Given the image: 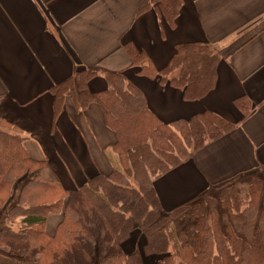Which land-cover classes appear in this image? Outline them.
<instances>
[{
    "label": "crops",
    "instance_id": "obj_1",
    "mask_svg": "<svg viewBox=\"0 0 264 264\" xmlns=\"http://www.w3.org/2000/svg\"><path fill=\"white\" fill-rule=\"evenodd\" d=\"M180 1L171 26L151 0H0V118L25 138L33 160L45 162L44 180L70 191L121 167L99 105L78 111L66 99L54 121L52 87L83 69L124 72L164 124L210 112L234 126L155 181L165 213L215 196L232 180L264 178V0ZM128 43L154 71L167 66L177 45L208 47L217 58L213 88L185 100L179 89L138 75L121 48ZM107 86L100 74L88 89L100 93ZM141 245L136 231L123 250Z\"/></svg>",
    "mask_w": 264,
    "mask_h": 264
},
{
    "label": "trees",
    "instance_id": "obj_2",
    "mask_svg": "<svg viewBox=\"0 0 264 264\" xmlns=\"http://www.w3.org/2000/svg\"><path fill=\"white\" fill-rule=\"evenodd\" d=\"M181 4L151 0L155 14L171 26ZM121 48L138 75L179 89L185 100L202 99L213 88L217 58L206 46L177 45L160 71L145 66L146 56L130 43ZM174 70L177 76L171 77ZM100 74L108 89L90 92L89 82ZM50 92L54 121L66 99L78 111L90 104L102 108L116 136L121 167L65 190L42 178L45 162L33 160L25 138L0 118V212L19 220L18 230L0 229V264H147L148 259L156 264H264V178L246 190L238 186L242 181L232 180L215 196L169 213L161 209L155 190V181L229 133L231 123L205 112L164 124L122 71L79 70ZM52 218L55 226L48 231ZM136 231L142 236L140 250L125 252Z\"/></svg>",
    "mask_w": 264,
    "mask_h": 264
},
{
    "label": "rangeland",
    "instance_id": "obj_3",
    "mask_svg": "<svg viewBox=\"0 0 264 264\" xmlns=\"http://www.w3.org/2000/svg\"><path fill=\"white\" fill-rule=\"evenodd\" d=\"M258 178H251L245 183H239V188L242 189H247L248 186L255 182L258 181ZM217 194V193H216ZM214 201V200H213ZM205 205H211L210 203H204ZM213 205V204H212ZM56 219L52 218V220H49L47 223V230L52 231L54 226H55ZM0 229H12V230H18L19 229V220L11 221L8 219V217L5 215L4 211L0 212ZM97 263V260L94 261V264Z\"/></svg>",
    "mask_w": 264,
    "mask_h": 264
}]
</instances>
